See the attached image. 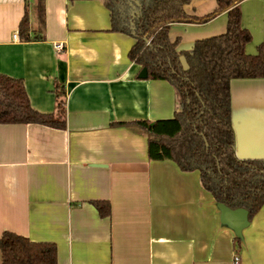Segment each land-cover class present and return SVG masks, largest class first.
Instances as JSON below:
<instances>
[{
  "label": "crops",
  "instance_id": "1",
  "mask_svg": "<svg viewBox=\"0 0 264 264\" xmlns=\"http://www.w3.org/2000/svg\"><path fill=\"white\" fill-rule=\"evenodd\" d=\"M134 2L113 1L126 27L120 31L111 29L105 0H43L42 29L37 0H0V74L22 80L42 114L55 110V85L65 93V129L0 125V236L53 243L57 264H234V256L238 264H264V205L238 250L199 172L149 160L147 134L116 125L168 120L180 105L170 83L140 79L141 67L128 57L141 13ZM214 8L215 0L183 7L193 16ZM238 8L251 35L245 52L255 55L264 43V0ZM25 13L30 41L18 34ZM226 24V13L203 25L172 24L168 38L188 52ZM230 104L236 152L264 156V79L231 81ZM96 201L109 203L108 217L99 216Z\"/></svg>",
  "mask_w": 264,
  "mask_h": 264
},
{
  "label": "trees",
  "instance_id": "2",
  "mask_svg": "<svg viewBox=\"0 0 264 264\" xmlns=\"http://www.w3.org/2000/svg\"><path fill=\"white\" fill-rule=\"evenodd\" d=\"M112 30L126 31L113 8ZM191 0H140L141 13L135 43L128 57L147 70V80L167 81L179 98V111L168 120L117 123L133 126L147 134V155L151 161L170 160L184 172L198 171L201 186L214 201L231 210L244 209L249 219L264 205V160L240 159L235 152L231 124L230 82L264 79V43L255 55L245 52L250 33L241 26L238 4L242 0H215L212 12L188 15L184 5ZM39 29L44 26L43 0H37ZM226 13L221 35L196 41L188 52H177L178 40L170 42L172 24L203 25ZM20 40L30 41L25 13L18 26ZM148 42V43H147ZM147 43V44H146ZM184 56V71L179 57ZM65 93L55 85V110L35 111L22 80L0 74V125L39 124L65 129ZM92 205L100 217H108V202ZM239 250L241 242L234 238ZM0 264H57L53 243H36L5 231L0 236Z\"/></svg>",
  "mask_w": 264,
  "mask_h": 264
},
{
  "label": "water",
  "instance_id": "3",
  "mask_svg": "<svg viewBox=\"0 0 264 264\" xmlns=\"http://www.w3.org/2000/svg\"><path fill=\"white\" fill-rule=\"evenodd\" d=\"M134 2V0H131ZM135 3V2H134ZM138 5V2L136 3ZM177 52H183V51H177ZM180 64L182 66V69L184 71L188 70V65L185 60L184 56L179 57ZM147 77V70L143 68L139 74L140 79H146ZM236 152V149H235ZM236 155L240 159H251V160H264V156H243L240 155L238 152H236ZM217 211L219 213V220L220 224L229 230L232 231L234 238H237L240 242L241 245L243 243V236L242 232L246 227H248V220H249V215L248 212L244 209H235L231 210L228 207L218 204L215 202Z\"/></svg>",
  "mask_w": 264,
  "mask_h": 264
},
{
  "label": "built area",
  "instance_id": "4",
  "mask_svg": "<svg viewBox=\"0 0 264 264\" xmlns=\"http://www.w3.org/2000/svg\"><path fill=\"white\" fill-rule=\"evenodd\" d=\"M12 38H13V39H16V38H17V35L14 34V35L12 36ZM54 49H55L57 52H61V51L63 50V47H62V45H60V44H56V45L54 46ZM233 263H234V264H238V263H239V258H238L237 256H234V258H233Z\"/></svg>",
  "mask_w": 264,
  "mask_h": 264
}]
</instances>
